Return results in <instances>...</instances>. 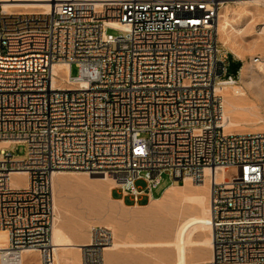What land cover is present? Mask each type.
Segmentation results:
<instances>
[{
  "label": "built area",
  "instance_id": "1",
  "mask_svg": "<svg viewBox=\"0 0 264 264\" xmlns=\"http://www.w3.org/2000/svg\"><path fill=\"white\" fill-rule=\"evenodd\" d=\"M48 1V13L16 14L0 0V141L11 142L0 147L2 262L36 250L52 263L54 174L74 170L112 178L135 205L165 173L179 184L209 177L206 264H264V131L229 132L220 92L236 79L221 9L243 0ZM57 64L70 65L65 87ZM231 166L238 176L218 181ZM19 171L26 186L11 184Z\"/></svg>",
  "mask_w": 264,
  "mask_h": 264
},
{
  "label": "rangeland",
  "instance_id": "2",
  "mask_svg": "<svg viewBox=\"0 0 264 264\" xmlns=\"http://www.w3.org/2000/svg\"><path fill=\"white\" fill-rule=\"evenodd\" d=\"M24 4L19 2L9 7H13L11 10L15 13L31 14L30 12L39 11V8ZM226 7L243 11L240 15L232 16V23L241 31L235 33L234 30H230L231 27L229 28L234 39L231 44H226L225 37L219 32L221 45L229 53L231 62L229 74L239 79L241 70L236 74L238 64L235 63V59L240 61L241 69L246 65L250 66L253 72L259 65L253 64L252 59L255 56L264 58V34L259 35L257 32L261 27L258 24L263 21L264 5L258 7V5L250 6L239 2L235 5H226L221 11ZM246 7L254 10L256 16L248 17ZM109 32L118 33L112 29ZM233 51L240 53L241 58ZM71 74L73 76L79 74L75 64L72 65ZM256 78L257 75L254 79L258 81L257 83L252 81L251 84L245 85L244 96L236 97L237 100L234 98L240 109L229 112V106L225 103L228 115H236L240 119V125L237 127L239 130L234 131H259L264 125V122H260L261 119L264 120V98L263 100L261 98L264 97V83L260 86V80ZM25 154L26 146L19 145L15 155ZM63 172L57 184V195L54 197L57 215L60 214L64 230L70 238L65 246H59L53 252L49 250L53 255L51 264H177L179 254L175 241L180 225L189 216L199 213V206L191 200L189 202L185 195L188 191L202 189L194 187L191 181H189L192 183L190 185H187V181L180 184L172 182L169 174L165 173L161 184L154 189L155 196L148 204L126 206L122 201L111 198L110 191L115 185L112 178L97 177L83 171L63 170ZM237 176L238 168L231 166L227 179L233 180ZM26 180L25 174H14L12 185L24 186ZM136 185L144 188L146 183L137 180ZM170 185L174 186L177 193L164 201H156L164 195ZM115 196L121 197V191L116 190ZM127 203H133L131 198H127ZM96 227L103 229L98 230ZM206 236V232H200L196 234L195 239L201 240ZM103 245H106V248L102 247L99 252ZM88 251L95 252L94 257L100 254V258L91 259ZM211 252L212 249L205 245L197 243L192 245L187 253L188 264H205L211 257ZM41 257V252L32 250L27 257L24 256L21 264H43ZM0 264H3L1 256Z\"/></svg>",
  "mask_w": 264,
  "mask_h": 264
},
{
  "label": "bare ground",
  "instance_id": "3",
  "mask_svg": "<svg viewBox=\"0 0 264 264\" xmlns=\"http://www.w3.org/2000/svg\"><path fill=\"white\" fill-rule=\"evenodd\" d=\"M3 1L6 2V3H4L5 9L7 11L13 12V13H15L14 11L11 10L13 7H9V6L16 4V3H19V2H24L25 3L24 6H28V7H32V8H39V11H37L39 13H48L51 9V3L48 0H3ZM240 3L250 4V6L258 5V7H259V5H264V0H243ZM241 7H243V6H241ZM245 11H246V14L248 15V17H251V18L255 17L257 14V13H255L254 10L249 9L248 7L245 8ZM16 13H20V12H16ZM30 13H35V12H30ZM242 13H243V11L240 9L239 10L236 8L231 9L228 7H226L224 11H221L219 32L222 35V37L223 36L225 37L224 41L226 44H228V43L231 44L234 41L233 35L231 33L233 30L235 33H239L241 31L240 29L236 28L234 26V24L232 23V16H237V15H240ZM20 14H23V13H20ZM258 25L261 26L258 28V31H257L258 34L259 35L264 34V27L262 26V23H259ZM230 27H231L230 30H232V31H229ZM259 40H261V39H259ZM260 42H262V41H260ZM233 52H235V51H233ZM235 54L237 55V57L241 58L240 53L235 52ZM258 65H259V67L257 68L258 71L255 69L253 72L249 68L250 66L247 67L246 65H244L241 69L239 79H233V81H227L220 87V92H221L222 96L225 98L224 99V107H225V103H227V105L229 106L228 107L229 112H236L238 109H240V106L237 104L236 101H234V98L236 99V97L244 96L246 94L245 85L251 84L252 81H254L256 75H257V78H259L258 80H260L259 81L260 86H262L261 84L264 83V62L262 61L261 63H258ZM54 71L57 74H60L59 73L60 71H63L65 73L64 76H62V79L60 80V83H61L60 86L65 87L66 85L64 84V82L66 80H68L69 76H70V65L69 64H57V65H55ZM254 82L257 83L258 81L257 82L254 81ZM258 91H259V89H258ZM260 96H262V95H260ZM261 98L263 100L264 97L262 96ZM225 118L227 121L226 128L229 132H235L234 130H239V128H237V127L240 125L239 124L240 119L236 115L235 116L234 115H228L226 108H225ZM260 122H264V120L261 119ZM260 129L261 130H259V131H264V125ZM237 132H240V131H237ZM241 132H257V131H241ZM9 144L11 145L10 141H6V140L0 141V147L2 146V148L10 146ZM229 172H230V167H222L221 170H218V173L216 174L217 180L218 181H221L224 179L229 180V179H227V175ZM62 173H64V172L59 171V172H56L54 174V195H57V184L61 180V174ZM207 173H208V171H207ZM14 174H25L26 175V173L23 171L14 172ZM93 176H95V175H93ZM97 177H101V176H97ZM26 178H27V175H26ZM104 178H106V177H104ZM186 181H187V185L192 184L191 182H189L190 181L189 179H187ZM11 184H12V179H11ZM26 185H27V180H26V183L24 186H26ZM171 185H170V187L167 188L164 195L161 198L156 199V201H164V200L170 198L172 196V194H174L176 192V190L174 189V186H171ZM192 185L194 187L200 188L202 190L188 191V192H186L187 195H185V196L188 198L189 202L191 200L199 206V213L192 215V216H189L188 218L185 219L184 222H182V225H180L181 227L178 231L177 238L175 241V245L177 246L178 254H179L177 264H188V260H187L188 250L190 249V247L192 245H194L196 243L205 245L209 249H212L211 257H212V253H213V246H214L213 234L214 233H213V228L209 222V218H210L209 202H210V191H211L209 177H207L205 182H203V183H193ZM20 187H22V186H20ZM54 199H55V197H54ZM135 206H138V205H135ZM55 207H57L56 203H55ZM200 232H206L207 236L201 240H196L195 236H196V234H198ZM0 233H1V235H0V256L2 258V255L4 253V249L8 248L9 242H8L7 233L4 230H2L1 228H0ZM69 238H68V235L66 234L64 227L62 225L61 216H60V214L57 215V211H56V219H55V223H54V227H53V233H52V247L49 250H52V252H53V251H56L58 249L57 247L65 246L67 243H69ZM30 251H32V250L24 251L23 260H24V256L27 257L29 255ZM88 252H89L88 255H93V253H95V252L91 253L90 251H88ZM211 257L209 258V260L211 259ZM209 260L207 262H209ZM21 263H19V264H21ZM3 264H13V263H7V262L3 261Z\"/></svg>",
  "mask_w": 264,
  "mask_h": 264
},
{
  "label": "crops",
  "instance_id": "4",
  "mask_svg": "<svg viewBox=\"0 0 264 264\" xmlns=\"http://www.w3.org/2000/svg\"><path fill=\"white\" fill-rule=\"evenodd\" d=\"M234 61H235L236 64H238V67L241 65V63H240L239 60H236V59H235ZM230 66H231V64H230ZM239 72H240V70H237V73H236V74H238ZM116 190H118V189H116V188H115V185H114V186L111 188V191H110V196H111V198H112L113 200H115V201H122L123 204L126 205V206H130V205L133 206V205H135L134 202H133V203H127V198H131V200L133 201L132 197H130V196H123V195L121 194V195H122L121 197H116V196H115V191H116ZM154 196H155L154 193L152 194L151 198H149L148 196H142V197L140 198L141 200H140L138 206H139V205H146V204H148ZM142 201H144V203H141Z\"/></svg>",
  "mask_w": 264,
  "mask_h": 264
},
{
  "label": "trees",
  "instance_id": "5",
  "mask_svg": "<svg viewBox=\"0 0 264 264\" xmlns=\"http://www.w3.org/2000/svg\"><path fill=\"white\" fill-rule=\"evenodd\" d=\"M230 64H231V62H230ZM241 69V65L238 67V70H240Z\"/></svg>",
  "mask_w": 264,
  "mask_h": 264
}]
</instances>
